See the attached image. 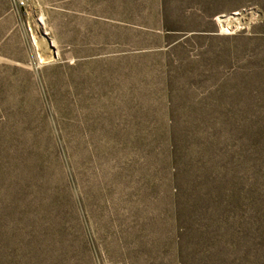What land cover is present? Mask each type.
Segmentation results:
<instances>
[{
	"label": "rangeland",
	"instance_id": "374dc122",
	"mask_svg": "<svg viewBox=\"0 0 264 264\" xmlns=\"http://www.w3.org/2000/svg\"><path fill=\"white\" fill-rule=\"evenodd\" d=\"M21 1L0 264H264V0Z\"/></svg>",
	"mask_w": 264,
	"mask_h": 264
},
{
	"label": "bare ground",
	"instance_id": "6f19581e",
	"mask_svg": "<svg viewBox=\"0 0 264 264\" xmlns=\"http://www.w3.org/2000/svg\"><path fill=\"white\" fill-rule=\"evenodd\" d=\"M239 13L238 12H236V13H234V15H238ZM239 18V17H238ZM237 19V18H236ZM231 19H230V21L228 22V25H227V28L231 25ZM237 26V25H236ZM49 44H50V46H54V43H52V42H49ZM54 51V53L56 54L57 52L55 51V50H53ZM41 58H43V57H41Z\"/></svg>",
	"mask_w": 264,
	"mask_h": 264
},
{
	"label": "built area",
	"instance_id": "2783aa9c",
	"mask_svg": "<svg viewBox=\"0 0 264 264\" xmlns=\"http://www.w3.org/2000/svg\"><path fill=\"white\" fill-rule=\"evenodd\" d=\"M21 4H22V5H25V4H26V1H25V0H22V1H21Z\"/></svg>",
	"mask_w": 264,
	"mask_h": 264
}]
</instances>
